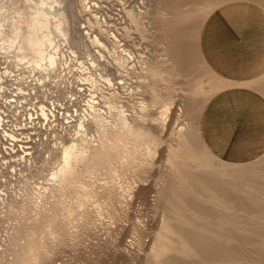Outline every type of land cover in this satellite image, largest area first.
Wrapping results in <instances>:
<instances>
[{"label":"rangeland","instance_id":"374dc122","mask_svg":"<svg viewBox=\"0 0 264 264\" xmlns=\"http://www.w3.org/2000/svg\"><path fill=\"white\" fill-rule=\"evenodd\" d=\"M3 1L11 4L16 0H0V7ZM137 1L148 13L139 17L138 24L129 16L126 27L119 25V35L142 61L148 56L159 65L160 74L136 71L145 77L136 78L140 87L129 101L136 115L134 124L151 134L156 153L147 155L142 142V150L135 154L130 148L127 160L119 157L122 153L108 154L93 168L94 173H85L81 163L82 182L68 183L63 192L53 186L45 188L39 209V203L29 200L34 196L30 187L26 197L11 201L13 208L1 205L0 264L25 261L22 246L35 228L37 234H43L36 243L43 246L36 264H264V151L251 162H226L209 151L200 132L203 109L224 84L201 53L202 28L211 11L231 0ZM252 1L264 7V0ZM64 5L71 36L82 40L80 47L84 44L82 49L91 59L90 87L98 91L97 66L92 63L97 59L92 56L97 44L90 40L100 30L91 21L97 17L89 15L90 9L81 0H68ZM82 79L78 77V83ZM85 80L88 82L85 78L82 83ZM256 86L264 93V75ZM166 100L174 104L163 124L160 111ZM144 101L147 109L142 114L139 108ZM92 127L89 133L97 136ZM130 141L133 146L134 140ZM59 152L60 148L55 149ZM58 158L49 164L56 166ZM51 167L48 169H55ZM200 178L221 182L217 200L209 198L216 194L204 189ZM229 180L247 182L236 189ZM80 195L87 200L78 209L74 203ZM45 213L56 216L49 230L45 222L37 223ZM236 213L242 215L238 221L243 225L229 219ZM196 231L205 240H193L189 233Z\"/></svg>","mask_w":264,"mask_h":264},{"label":"bare ground","instance_id":"6f19581e","mask_svg":"<svg viewBox=\"0 0 264 264\" xmlns=\"http://www.w3.org/2000/svg\"><path fill=\"white\" fill-rule=\"evenodd\" d=\"M81 1L82 3H84V8L85 7L88 8V4L91 2V0H81ZM67 2L68 0H22V2L20 0H16L15 2H11V4H7L3 1V4L0 7V52L2 51L4 54H6L9 59L10 58L13 59V61L10 59L9 63L15 65V67H21L23 69L28 70L29 72L39 74L36 75L38 80H35L36 81L35 84H37V92L39 91L37 96L39 97L40 95H42L43 99L50 98L51 101H53L54 98L53 94L50 93L48 90L42 88L41 85L45 83V80L47 78L51 79L52 77L55 78L54 87H57L61 84V82L66 81L63 77H58L52 73L55 67L60 63L59 54L60 51L63 49L64 45L67 46L68 43L69 51L71 50L72 53H77L83 59H85L86 68L87 69L90 68L88 67L89 64L88 61H91L90 56L87 55L88 53H86V55L89 57V59H87L85 55V50L82 49L84 44L80 47L82 40L79 37H74L71 36L70 34L72 28H70L67 25L68 24L67 8L64 5ZM97 2L98 1H96V3ZM96 3H94L93 5H95ZM141 8L142 7H140V5L137 6L133 4V5H129V7L125 9L123 27L127 26L128 23L127 20L129 16L131 17L132 22L138 24L139 17H142L143 15L148 13L146 12L147 10L144 11ZM91 21L92 23H95V26L100 28V30H98L97 32H93L94 33L93 38L90 39L92 43L97 44L96 47L97 50H95L92 55L94 56V58L96 56L97 59L92 63L96 64L98 75L103 77L109 84L112 83V85L119 90L124 89L126 91H129L128 93H130L133 96L137 94V86L138 88L140 87L138 84H136L137 83L136 78L145 77V74L141 75V72L136 74L137 70H142V72L146 70V72L160 74V72H158L159 71L158 62L154 61L152 57L147 56L142 61L141 60L142 58L139 56V54H137V52L133 49V47H131L130 44L124 42L123 41L124 39L119 38L114 32H112V29H105L103 27L104 24H102L98 18L94 20L91 19ZM89 24L91 25L90 21ZM109 26H113V25L111 24ZM82 36L84 38H87L85 34ZM71 37L73 41L71 40ZM171 47H173V45ZM174 47H176V45H174ZM90 76H91L90 78L89 76H87L86 79L91 81L93 77L92 75ZM57 78L59 79L57 80ZM95 81H97V79H95ZM131 83H132V87L130 85ZM34 88H36V86H34ZM98 88L103 92L104 94L103 97H106L109 100L108 104L110 105L109 106L110 109L105 110L101 107H97V108L94 107L92 108V111H88L86 109L87 113L85 115L87 116V118L82 119L79 122V126L80 128H83V126L86 127L84 129L87 131V133L83 134L81 131L78 130L76 138L73 139L69 145H65L64 147L60 148L59 154H56L55 156V158L59 157L57 159L58 160L57 165L55 166V169L48 174V180L50 179L48 184L50 186H45V185L42 186L44 188L41 191H37V192L33 191L34 196L32 195L33 197L32 196L29 197L30 198L29 200L33 201L32 200L33 198L35 203H39L38 209L41 207L40 203H43L42 191L45 188L46 190H48L50 189L49 187L53 186L55 190H58L59 192H63L65 190L66 185H68V183L73 185V183L77 184L82 182L81 181L82 173L79 169L81 163L85 164V168H84L85 173H90V174L94 173L92 171L93 168L96 167L97 164L101 163L105 158V156H109L108 154L111 155L112 153L113 154L116 153V155H118L122 153L119 157L125 159L126 157H129V154L132 153L130 148H134L133 154H135V151L142 150L141 149L142 147H140L142 145V142L145 145L143 149L147 155L152 156L154 153H156L155 148L153 150L152 144L154 145V140L150 138L151 134L144 131L142 127H136V125L134 124L136 115L134 114L133 110L130 109L129 104L128 105L126 104V108L124 109L125 104L117 105V102H114L116 101V99H114V97L112 96L111 97L109 96L110 93L108 95H105V91H103L100 88V84ZM26 92H29V94L33 93V91L25 90V88L21 87L20 90L16 92V94L23 96L21 98H15L16 103L13 104L10 100H4L3 102L5 104H8V107L12 106L13 111H21V110L25 111L24 108L29 105V102H26L28 100V95L26 94ZM52 92L55 91L53 90ZM116 95L117 94H114V96ZM37 96L36 98H38ZM53 104L56 105L55 101H53ZM173 104H174L173 102L167 100L163 102V107L160 111L162 118L161 121L163 122V124H166V122L168 121V117L172 113ZM54 105L52 106L55 107ZM48 106H49L48 103H45L44 101L41 102L40 105L41 115L45 118L50 115L57 116L56 112L53 110L47 112V109L49 108ZM139 109L143 114V112L147 109V104L145 103V101L142 102ZM24 113L26 114V111ZM142 114L141 115L138 114V117L144 118L142 117L143 116ZM92 126L96 127L97 136L90 134L91 132L89 131V129H91ZM80 136L81 138L77 140L78 137ZM130 139L134 140L133 146L132 144H130V142H132L130 141ZM53 152H55V149L53 150ZM119 175L120 174L118 170H114V176L119 177ZM197 178H199V176ZM235 181L236 182H233L232 180L228 183L232 184L233 186L234 185L237 186L234 187L236 189L245 186L246 185L245 183L247 182V181L245 183H243V181L240 182L241 180L239 182H237L238 180ZM199 182H201V184H203L204 187L206 186L204 189H209L210 191H213L214 194H216V196L212 198L209 196L210 199L217 200V198H219L218 197L219 192L221 191L219 190V187L221 182L218 183V181H208V180H203L201 178ZM238 184L240 185V187H238ZM28 187L29 185L21 186L20 188L22 190L21 196L25 195L26 197L27 192L29 191ZM82 195L78 196L76 198L77 202L74 203V205L77 206L78 209L83 207L85 204L86 198L84 196L82 197ZM18 198L20 197L17 194L15 195L13 194L7 201H0V209H1V205L7 207L9 206L13 208L14 206L13 203H11V201L13 200L20 201L18 200ZM255 200H257V198L254 199V202ZM229 208L230 207H227V209ZM234 208L235 207H232L231 209ZM53 214L54 213H45L44 215L39 216L41 217V219H39L38 222L37 221L36 222L40 223V225L43 224V222H45L44 225H47L48 228L47 230H49L50 229L49 225L55 224L56 216L55 214L54 215ZM240 215L236 213L234 217L232 214H230L229 219L231 220L233 219L236 224L241 225L242 222L240 220L238 221ZM40 232H38L37 234L36 228L35 230L33 229L31 236H29L28 238L29 239L28 243L22 246L21 254L25 256V261L22 260L21 264H32V263L36 264L37 259L42 254V251L41 254L39 253L40 251L39 249L42 248L43 246L41 247L40 245L38 247V244H36L37 241L39 242L43 238V234L39 235ZM182 234L185 237L187 236L189 238H190L189 236L190 234L192 239L195 241L205 240L202 237L200 231H196L194 233L191 232L189 234L187 232H183ZM183 240L185 239L183 238Z\"/></svg>","mask_w":264,"mask_h":264},{"label":"built area","instance_id":"2783aa9c","mask_svg":"<svg viewBox=\"0 0 264 264\" xmlns=\"http://www.w3.org/2000/svg\"><path fill=\"white\" fill-rule=\"evenodd\" d=\"M94 3L96 4L93 5ZM133 4L136 5L137 0H91L88 13L91 17H97L105 29H112V32L122 38L119 35V25L124 24L125 9ZM111 24L113 26H109ZM59 58L60 63L52 73L66 81L54 87L55 78L52 77L47 78L41 85L53 94L56 104L54 105L50 98L37 96L39 91L37 92L35 80L38 79L35 73L15 67L2 52L0 53V201H7L13 194L21 197L19 187L24 185H29L35 192L41 191L44 188L42 186L49 185L48 174L54 169L48 168H55L54 163L49 164L55 158L56 153L53 150L69 145L76 138L78 130L83 134L87 133L84 129L86 127L79 126V122L87 118V110L92 111L94 107L110 109L109 100L103 97L101 90L95 91L91 88L90 80L82 83L90 73L86 68V60L69 51L68 43L63 46ZM78 77L83 78L79 83ZM96 84H100L105 95L110 93L109 96L116 99L113 101L117 102V105L125 104V109L126 104H129L132 96L129 91L117 89L98 73ZM130 85L132 87V83ZM21 87L33 91L32 94L26 92V102H29L24 108L26 114L24 110L13 111L12 106L8 107V104L3 102L10 100L13 104L16 103L15 98L23 96L16 94ZM53 90L55 92H52ZM42 101L49 104L47 112L53 110L57 116L43 117L40 113Z\"/></svg>","mask_w":264,"mask_h":264},{"label":"crops","instance_id":"0c3cea01","mask_svg":"<svg viewBox=\"0 0 264 264\" xmlns=\"http://www.w3.org/2000/svg\"><path fill=\"white\" fill-rule=\"evenodd\" d=\"M201 53L224 84L207 101L201 137L217 158L247 163L264 151V7L252 0H231L207 16Z\"/></svg>","mask_w":264,"mask_h":264}]
</instances>
